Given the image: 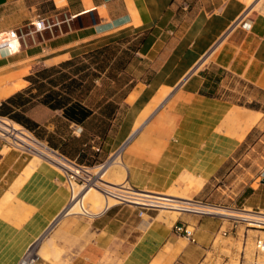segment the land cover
Instances as JSON below:
<instances>
[{"label":"crops","instance_id":"0c3cea01","mask_svg":"<svg viewBox=\"0 0 264 264\" xmlns=\"http://www.w3.org/2000/svg\"><path fill=\"white\" fill-rule=\"evenodd\" d=\"M260 2L0 0V30L39 14L57 13L70 24L26 47L14 40L10 52H16L0 55V109L19 111L30 128L14 123L80 163H102L103 171L112 169L138 189L187 197L172 191L182 189V178L210 176L262 119ZM142 34L125 73L110 78L127 89L71 95L91 110L81 121L65 116V100L60 105L43 100L51 87L64 99L65 88L48 83L53 74L41 77L37 71ZM38 82L46 86L39 90ZM32 158L0 140V264H18L46 232L60 253L51 238L34 253L50 249L63 264L69 254L70 264H199L213 248L219 224L186 212L172 210L160 218L152 209L139 213L136 205L115 202L90 218L61 221L70 199L65 176L44 159L31 167ZM180 224L193 229L195 241L175 229ZM36 264L55 263L42 258Z\"/></svg>","mask_w":264,"mask_h":264},{"label":"rangeland","instance_id":"374dc122","mask_svg":"<svg viewBox=\"0 0 264 264\" xmlns=\"http://www.w3.org/2000/svg\"><path fill=\"white\" fill-rule=\"evenodd\" d=\"M247 2V0H245ZM254 0H251L253 2ZM264 2L261 0L260 4ZM259 4V5H260ZM40 12V10H39ZM60 15L59 18H63ZM128 40L124 38L119 41L114 54L123 55L128 61L135 55L132 45L136 39L131 36ZM92 50V49H91ZM90 51V50H89ZM88 52V51H87ZM86 52V53H87ZM85 53V54H86ZM85 54L78 55L85 63L92 64V61ZM102 56V55H100ZM76 57V56H75ZM62 71H71L74 65L60 67ZM134 69V68H133ZM132 69V70H133ZM26 71L23 69L22 72ZM134 71V70H133ZM51 74L58 72L51 71ZM122 73H125L122 71ZM105 77V73H102ZM9 79L7 75L5 81ZM109 81V78H105ZM2 81L3 83L5 81ZM111 82V81H110ZM20 84V83H16ZM107 84V83H106ZM111 89L114 91L123 89V83L111 82ZM106 85H104L105 87ZM262 94V95H261ZM264 93H259V108L263 111V116L258 126L252 129L245 142H243L213 173L208 177H183L182 189L172 190L176 193L183 194L189 198L196 199L208 203H216L231 207L244 208L245 210H262L264 211ZM244 110V109H242ZM260 114L257 115V118ZM18 124V123H17ZM242 136V135H241ZM241 136L239 138H241ZM19 151V150H18ZM22 154L33 157L29 163L32 167L40 159L35 158L36 155L21 152ZM118 160H120V151H117ZM95 169V168H92ZM91 169V170H92ZM112 169H108L103 177L106 180L119 183L124 178L114 175ZM119 181V182H118ZM78 187V186H77ZM166 193V192H165ZM158 212L160 218L168 214V210L152 209ZM97 213V212H96ZM193 215L204 216L219 224V232L214 238L213 248L207 251L205 257L199 264H264V227L247 225L245 221L234 219L228 215L217 214H201L197 212H188ZM69 216H79L88 218L85 214L72 212L61 215L66 221ZM48 238L52 239L56 247V252L60 251L53 240L52 233L46 232L41 239L32 246L36 247L40 243H44ZM261 241V243L259 242ZM263 242V244H262ZM260 244V246H259ZM49 258L55 264H63V261L54 256V253L48 249L45 254L39 256L40 259ZM37 260V261H38ZM70 254L65 256V264H70Z\"/></svg>","mask_w":264,"mask_h":264},{"label":"built area","instance_id":"2783aa9c","mask_svg":"<svg viewBox=\"0 0 264 264\" xmlns=\"http://www.w3.org/2000/svg\"><path fill=\"white\" fill-rule=\"evenodd\" d=\"M185 5V4H184ZM69 18H59L57 13L51 15L39 14L29 18L27 21L20 23L14 27L0 30V55L7 56L16 51L9 52L11 42L14 40L18 41V47H26L31 44H35L39 41H43L46 35L53 36L56 33H61L64 28L62 23H65L69 29ZM1 106V102H0ZM12 118L8 115H4L0 112V140L3 146H7L12 149L19 150L20 152L39 154L44 160L57 166L65 176V182L70 190V199L64 210V214H68V211L72 206L77 204L81 211L78 213L85 214L82 198L75 192V188L78 186L81 189L84 187H94L98 189L106 198H114L118 203H129L136 205L140 208L139 213L146 209H157L159 206L142 204L132 202L131 196L136 195L131 193L134 187L127 181L123 180L119 183H112L106 180L102 172L103 164L99 163L96 165H86L78 162L76 159L71 158L62 153L57 148L51 146L46 141L38 138L30 129L22 124L18 123V127H14L10 123ZM81 128L78 127V130ZM95 168L93 172L91 169ZM143 193H146L143 191ZM154 195L156 193H153ZM144 196V195H142ZM164 204L173 205L172 203H186L182 201L191 202L190 204L194 207H182L181 212H197L201 214H211L215 211L229 212L228 216L243 220L247 222L245 218H254L257 220L259 226L264 227V211L262 210H245L244 208L231 207L216 203L203 202L196 199H186L175 196H164ZM215 210V211H213ZM249 212V213H247ZM72 213V212H69ZM217 214V213H214ZM248 214V216H244ZM247 224V223H246ZM175 229L181 232L190 241H195L193 229L185 225H177ZM261 243V241H259ZM263 244V242H262ZM260 246V244H259ZM34 247L31 246L23 254L18 264H36L39 256L34 253Z\"/></svg>","mask_w":264,"mask_h":264},{"label":"trees","instance_id":"16d2710c","mask_svg":"<svg viewBox=\"0 0 264 264\" xmlns=\"http://www.w3.org/2000/svg\"><path fill=\"white\" fill-rule=\"evenodd\" d=\"M144 36L145 34H142L135 38L136 41H134L132 49L135 50L139 42L143 41ZM129 38L130 37H125L124 39L128 40ZM119 41L94 48L88 51L86 54L84 53L85 56L91 59L93 65H91V63H85L84 61H82L81 57L76 56L63 61L58 65L46 67L37 71L35 74L41 77L50 75L52 73L51 71L58 72L57 74H53V77L49 78L48 83L51 85L60 84V89L62 87L65 88L64 99H62V97H57L56 94H54V91H57L58 89H54L51 87L49 90L50 92L47 94V96L45 95L43 100H52L51 105H60L62 101L65 100V116L77 122L81 121L82 118L89 115L91 110L77 100L71 101V95L78 90H80V92L101 90L106 91L107 93H109L110 91H114L113 89H111V87H109L111 86L110 78L112 76H116L119 73H122V70L128 61L127 59H124L123 55L113 53V50L116 48V45L119 43ZM71 65L75 66V68L71 71H62L60 68ZM103 72L105 73V77H103L102 75ZM100 76L102 77L101 84H96L95 78ZM105 78H109V81H107ZM64 79L65 82L63 81ZM116 81L119 82L118 80ZM37 84L39 90L43 89L46 86L45 82H38ZM104 85L106 86L104 87ZM127 87L128 86H126L122 90L127 89ZM11 99L12 97L8 98L7 100L10 101ZM10 110L11 109L1 107L0 112L2 114H7L10 118L30 128L29 121L25 117H23V115L19 111L10 112ZM104 124L105 121H103V124L101 126L102 128L105 127Z\"/></svg>","mask_w":264,"mask_h":264},{"label":"bare ground","instance_id":"6f19581e","mask_svg":"<svg viewBox=\"0 0 264 264\" xmlns=\"http://www.w3.org/2000/svg\"><path fill=\"white\" fill-rule=\"evenodd\" d=\"M10 51L11 50L9 48V52ZM16 87H17L16 84L6 87L1 92L2 96H5L6 94L11 92ZM10 123L13 124L14 127H16V128L18 127V124L14 123L13 120L10 121ZM34 155H36V157H35L36 159L37 158L38 159L42 158L39 154L35 153ZM42 159H40V160H42ZM118 161H120V160H118ZM115 168H116V166H115ZM107 169L105 171L100 170L99 172H102V175L104 176V174L107 172ZM92 171L95 172L96 169H92ZM110 182L114 183L113 181H110ZM133 189L134 190L131 191V193H134L136 195L131 196V200L130 201L137 202V203H142V204L159 206V210H168V211L174 210V211H178L179 214H180L181 213V209H184L182 207H185V206H186L185 208L194 207V206H192L190 204L191 202H188V201H182V202H186V203H180L179 202V203H172L173 205H166V204H164V200H163V199H166L164 196L165 195L174 196V195H170V194H167V193L153 192V191L138 189V188H135V187ZM143 191H145L146 193H143ZM75 192H78V194L82 198L83 206H84V209L86 210L85 215L88 216L89 218L92 215H94L96 212H99L102 209H104L105 207H107V206H109V205H111V204L116 202V200L114 198H110V197L106 198V197H104V195L98 189H96L94 187H84L82 189L80 187H76L75 188ZM153 193H156V194L153 195ZM142 195H144V196H142ZM175 197H181V196H175ZM181 198H186L187 199L189 197H181ZM79 211H81L80 207L77 206V204H75L74 206H72V208H70L68 213L69 212H79ZM213 211H215V210H213ZM214 213H220V214H223L225 216L231 214L229 212H224V211H215ZM214 213H212V214H214ZM247 213H249V212H247ZM244 216H248V214H246ZM245 219H247L246 220L247 221L246 222L247 225L259 226V224H258L256 219H254V218H245ZM41 250H45V249H40L38 251L41 252ZM43 252H45V251H43ZM38 254L39 253L37 252L36 255H38Z\"/></svg>","mask_w":264,"mask_h":264},{"label":"water","instance_id":"95a60500","mask_svg":"<svg viewBox=\"0 0 264 264\" xmlns=\"http://www.w3.org/2000/svg\"><path fill=\"white\" fill-rule=\"evenodd\" d=\"M154 195V194H153Z\"/></svg>","mask_w":264,"mask_h":264}]
</instances>
